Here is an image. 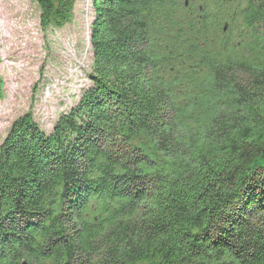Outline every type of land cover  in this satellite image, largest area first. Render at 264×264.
<instances>
[{"label":"trees","instance_id":"16d2710c","mask_svg":"<svg viewBox=\"0 0 264 264\" xmlns=\"http://www.w3.org/2000/svg\"><path fill=\"white\" fill-rule=\"evenodd\" d=\"M92 7L89 85L0 143V264H262L264 0Z\"/></svg>","mask_w":264,"mask_h":264},{"label":"rangeland","instance_id":"374dc122","mask_svg":"<svg viewBox=\"0 0 264 264\" xmlns=\"http://www.w3.org/2000/svg\"><path fill=\"white\" fill-rule=\"evenodd\" d=\"M92 0H73L62 26L44 24L35 0H0V143L29 112L45 132L89 85Z\"/></svg>","mask_w":264,"mask_h":264},{"label":"water","instance_id":"95a60500","mask_svg":"<svg viewBox=\"0 0 264 264\" xmlns=\"http://www.w3.org/2000/svg\"><path fill=\"white\" fill-rule=\"evenodd\" d=\"M21 264H26L25 262L21 263Z\"/></svg>","mask_w":264,"mask_h":264}]
</instances>
